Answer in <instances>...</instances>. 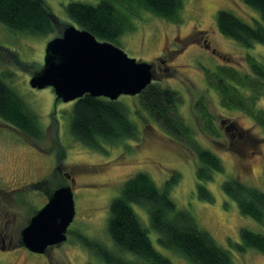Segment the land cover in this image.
<instances>
[{"label":"rangeland","instance_id":"rangeland-1","mask_svg":"<svg viewBox=\"0 0 264 264\" xmlns=\"http://www.w3.org/2000/svg\"><path fill=\"white\" fill-rule=\"evenodd\" d=\"M72 1L90 5L99 2L43 0V3L64 27L71 23L65 7ZM120 10L127 17V27L117 46L130 58L155 63L153 83L176 92L177 113L189 128V138L170 137L146 114L137 95H121L118 100L135 123L138 138L103 143L102 150L74 140L69 131L72 102L56 101L51 87L35 89L29 85L31 75L43 65L46 43L62 30L57 34L31 35L9 30L0 23V75L38 116L44 132L41 141L33 142L0 120V199L8 201L7 206L15 215L11 236L16 242L19 230L39 208L41 196L32 184L55 163L73 179L75 208L63 243L48 248L44 256L16 245L6 253L0 251V264H106L85 246L84 240L113 248L107 232L109 204L120 194L123 183L137 172L148 174L160 189L171 174L177 175L178 180L169 192L171 199L229 252L231 264H264V254L254 249L239 252L235 248L241 229L264 234V224L241 215L235 201L222 189L224 181L237 178L264 192V128L244 112L223 107L206 76V72L216 73L223 66L249 72V57L264 66L263 44L244 47L222 35L216 27L219 10L229 11L253 26L262 24L259 13L242 0H183L173 21L135 4L124 5ZM157 58L165 59L167 71L159 68L163 64ZM197 101L203 102L208 122L195 109ZM254 106L264 109V96ZM213 131L218 135L214 136ZM194 145L211 150L222 163V171L215 172L212 181L204 183L213 196L210 202L199 199L196 191ZM60 181L54 175L48 177L47 185L52 191ZM134 210L158 252L173 264H192L177 252L162 247L145 211L137 206ZM116 253L133 264H146L129 252L116 250Z\"/></svg>","mask_w":264,"mask_h":264},{"label":"trees","instance_id":"trees-1","mask_svg":"<svg viewBox=\"0 0 264 264\" xmlns=\"http://www.w3.org/2000/svg\"><path fill=\"white\" fill-rule=\"evenodd\" d=\"M242 1L259 13L262 24L253 26L229 11L219 10L216 27L222 35L244 47H251L254 43L264 45V0ZM131 4L173 21L182 8L183 0H99L96 5L72 1L65 10L75 26L117 46L118 38L127 27V17L123 16L120 7ZM0 23L9 30L31 35L57 34L63 28L43 0H0ZM249 69V72L243 73L229 66L218 67L216 73L206 72L207 83L217 91L223 107L244 112L264 128V109L254 106L264 96V66L249 57ZM153 81L137 95L141 107L170 137L184 135L189 138V128L177 113L176 92ZM195 109L205 122L209 121L203 102L197 101ZM0 120L33 142L43 139V127L38 116L1 75ZM69 131L74 140L96 150H102L103 143L136 139L139 134L121 101L88 94L72 102ZM212 133L218 135L214 131ZM241 136L242 133L237 135L238 138ZM194 151L197 159L196 191L199 199L210 202L213 196L204 183L212 181L215 172L222 171V163L209 149L194 145ZM177 180L178 176L171 174L160 189L144 172H137L128 178L120 194L109 204L107 232L113 248L89 240H84L85 246L106 264H133L123 260L116 250L137 255L146 264H173L153 247L147 229L134 210L137 206L147 214L149 226L157 233V241L162 247L177 252L192 264H231L229 252L200 229L189 212L176 207L169 192ZM222 189L235 201L241 215L264 224V192L237 178L224 181ZM235 248L239 252L254 249L264 254V234L241 229L240 241Z\"/></svg>","mask_w":264,"mask_h":264},{"label":"water","instance_id":"water-1","mask_svg":"<svg viewBox=\"0 0 264 264\" xmlns=\"http://www.w3.org/2000/svg\"><path fill=\"white\" fill-rule=\"evenodd\" d=\"M154 78L152 62L130 58L113 43L70 23L46 43L43 65L31 75L29 85L51 87L55 100L64 103L85 94L114 101L121 95L140 94ZM74 214L71 186L55 188L21 228V244L32 253L43 254L63 243Z\"/></svg>","mask_w":264,"mask_h":264},{"label":"flooded vegetation","instance_id":"flooded-vegetation-1","mask_svg":"<svg viewBox=\"0 0 264 264\" xmlns=\"http://www.w3.org/2000/svg\"><path fill=\"white\" fill-rule=\"evenodd\" d=\"M157 61H159L160 64H163V67L160 65L159 68H161L163 71L168 70V67L164 65V63H165L164 58H157ZM155 68H156L155 63H153V71L156 74ZM54 175L55 176L58 175L60 180H61L57 184V187L67 186V185L71 186L73 179L70 178V175L68 173L62 172L61 168L55 163V166L51 169L49 168L47 173L41 179H39L36 183L32 184V186H35L36 190H38L39 195L41 196L40 198H41L42 202H41L38 209H40L47 202V199H48L50 193L52 192L49 189L47 183H48V177H51ZM67 181H70V183L67 184ZM12 192H15L14 188H13ZM7 205H8V201L5 200V198L0 199V251L4 252V253L15 249L16 245H17V247L25 248L20 242V234L19 233H20L21 229L19 230L18 235L15 236L16 242H14V236H11L10 232H11L13 225H14L15 215L11 213V211L9 210V207ZM25 250H27V249L25 248ZM45 254H46V251H45V253L40 254V255L44 256Z\"/></svg>","mask_w":264,"mask_h":264}]
</instances>
